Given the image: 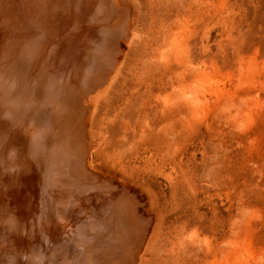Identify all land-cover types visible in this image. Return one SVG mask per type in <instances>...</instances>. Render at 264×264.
Segmentation results:
<instances>
[{"label": "rangeland", "instance_id": "374dc122", "mask_svg": "<svg viewBox=\"0 0 264 264\" xmlns=\"http://www.w3.org/2000/svg\"><path fill=\"white\" fill-rule=\"evenodd\" d=\"M132 1L93 124L150 209L141 264H264V0Z\"/></svg>", "mask_w": 264, "mask_h": 264}, {"label": "bare ground", "instance_id": "6f19581e", "mask_svg": "<svg viewBox=\"0 0 264 264\" xmlns=\"http://www.w3.org/2000/svg\"><path fill=\"white\" fill-rule=\"evenodd\" d=\"M0 4V61L10 52L12 62H0V264H141L150 209L140 213L142 192L102 165L93 124L135 4ZM118 156L114 166L131 159Z\"/></svg>", "mask_w": 264, "mask_h": 264}]
</instances>
